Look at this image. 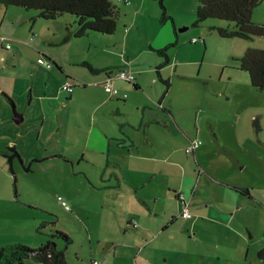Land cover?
Masks as SVG:
<instances>
[{
    "label": "crops",
    "instance_id": "crops-1",
    "mask_svg": "<svg viewBox=\"0 0 264 264\" xmlns=\"http://www.w3.org/2000/svg\"><path fill=\"white\" fill-rule=\"evenodd\" d=\"M115 2L131 7L137 0ZM10 7L4 9L0 46L4 48L6 42L10 48L13 46L30 54L31 49L22 44L23 37H30L32 41L35 37L39 38L37 28L42 18L33 20L38 13L24 9L21 19L10 24L13 31L9 32L3 27L10 14L15 12ZM65 15L59 18H65ZM70 16L65 27L73 29L75 18ZM138 22L142 24L137 19L126 31L127 39L136 31ZM190 23L195 25L196 20L184 22V27L180 26L181 33L190 30ZM137 30L140 31V28ZM174 32L176 36L157 31L145 39L149 50L144 53L151 57L149 61L141 62L140 54L133 56L128 52L126 55L120 53V59L105 64L95 59H89L91 62L84 60L82 63L87 62L95 69H107V72L95 74L89 70L91 75L87 76L72 72L68 68L71 63L62 62L59 56L38 54V58L45 56L52 61V68L44 67L51 70L58 82L63 84L69 80L75 83L71 95L64 93L70 102L78 98L74 95L78 83L88 87L91 84L87 82H90L101 88L92 100L93 122L86 141L93 150L67 159L73 164L84 163L93 167L89 171L93 173L92 192L99 219L97 235L93 234L95 242L89 239L88 264L93 260L100 264H244L243 261L250 258L246 229H253L254 226L245 221L242 213L249 217L245 210L251 206L264 212V168L251 162L241 149L245 140L243 135L236 138V133H233L225 137L217 132L214 111H205L199 108L200 105L192 115L176 112L171 106L172 100L167 98L168 93H156L155 72L164 62L160 55V59L156 60V52L174 43V37L178 41L176 30ZM53 33L55 36L64 35L55 30ZM2 37L6 40L2 41ZM195 38L202 39L196 44L202 42L205 45L202 60L199 63V60L171 59L165 68L174 66L171 76L185 75V66H199L198 76L201 74L209 48L203 37ZM63 40L57 43L72 44L76 38L66 43ZM71 57L72 63H75V52L71 53ZM120 70L132 71L136 75L135 83L121 79L114 81L121 95L126 94L127 98L110 95L101 84L108 75H115ZM152 73L150 82L147 74ZM46 86L49 88L48 84ZM60 92L63 93L61 89ZM40 98L49 101L56 97L46 93ZM13 106L14 101L0 81V144L18 149L15 140V136L19 135L17 126L24 123L25 118L19 113V117H23L22 122L14 121L15 110L18 111ZM54 118L44 108L39 140L48 134L61 137L60 126ZM56 118L58 122H64L58 116ZM206 120L211 124L213 136L207 135L203 139V122ZM187 122L191 125L186 126ZM178 130L181 133L178 134ZM199 138L202 145L194 153L187 152L191 141ZM74 139L79 141V138ZM57 140L49 139L42 151L50 153L49 157L65 159L53 146ZM241 189L249 191L246 193ZM180 194L184 195V199H180ZM186 205L191 215L189 218L182 216ZM261 251H264L263 247L257 249L258 255ZM77 256L83 263L81 256Z\"/></svg>",
    "mask_w": 264,
    "mask_h": 264
},
{
    "label": "rangeland",
    "instance_id": "rangeland-1",
    "mask_svg": "<svg viewBox=\"0 0 264 264\" xmlns=\"http://www.w3.org/2000/svg\"><path fill=\"white\" fill-rule=\"evenodd\" d=\"M113 3L119 11L118 27L113 34L90 32L86 37L74 40L72 44L61 45L57 42H61L67 35L65 23L71 17L66 14L65 18L52 22L40 19L37 28L40 32L39 38L35 37L32 41L30 37H23L22 44L31 49L30 54L13 46L10 48L6 42L4 48L0 46L1 86L14 101L18 113L25 118L24 123L17 126L19 135L15 136L17 151L21 156L14 160L15 173H12L7 157L9 147L0 144V247L20 243L37 248L49 240H54L60 248L67 250L69 264H88L89 239L95 242L93 234L97 235L99 214L92 192L93 173L89 171L93 167L84 163L73 164L67 159L77 158L82 152L93 150L86 141L93 122L92 100L101 88L90 82L87 84L91 85L83 87L82 83L77 82L78 88L74 95L78 98L70 102L60 92L62 83L52 76L51 70L37 63L39 53L59 56L62 62L71 63L68 68L72 72L87 76L91 72L83 65L84 60L91 62L89 59H95L105 64L120 59L119 54L122 52L133 56L140 54L141 62L151 60L149 54L144 53L149 50L145 39L157 31L175 35L176 30L178 44L168 52L172 60L190 59L199 60L200 63L205 45L202 42L192 44L191 40L194 37H203L208 42L209 50L199 76V66H185V75L177 74L175 77L171 76L174 66L167 70L166 66L161 69L163 77L171 83L167 98L172 100L171 106L176 112L192 115L200 105L199 108L205 111H214L217 115L214 121L217 132L225 137H230L233 133H236V138L243 135L245 140L241 143V149L251 162L264 168V91L254 88L249 74L239 69V59L249 48L264 49V37L223 38L215 27L230 25L232 28L234 24L219 19H208L199 26L190 23V30L181 33L183 31L180 26L184 22L196 20L199 0H165L168 15L173 17L176 28L171 21L161 23L162 13L155 0H137L131 7L120 2ZM5 7L0 5V25L4 19ZM10 9L15 12L10 14L3 27L9 32L13 31L10 24L20 20L24 13L21 7L11 6ZM137 19L142 24L138 22L136 31L127 39L126 31ZM252 19L256 23L264 24V0L254 9ZM72 26L73 29L68 27L75 32L77 26L74 23ZM53 30L60 34L63 32L64 35L55 36ZM174 39L177 41V37ZM73 52L76 56L75 63H72ZM130 54L127 56L131 59ZM158 59L160 56L156 52V60ZM155 74L156 93L163 95L166 86L159 80L156 72ZM152 76L153 73L147 74L150 82ZM46 93L56 98L49 101L41 99ZM44 108L52 117L55 116L54 121L60 126L61 137L48 134L39 140ZM57 116L64 122H58ZM255 118L260 122L259 131L254 127ZM189 125L191 122H187L186 126ZM51 132L54 130L51 129ZM177 133L181 131L178 130ZM207 135L212 134L211 124L206 120L203 122L202 138ZM74 138H79V141ZM49 139L57 140L53 146L66 160L49 157L50 153L42 151ZM85 170L90 177L84 173ZM59 197L67 203L68 209L63 206ZM245 211L249 217L244 213L242 216L254 228L246 229L250 258L243 263L263 264L257 249L264 248V212L253 206ZM57 231L65 232L71 238V243L68 245L63 237H53ZM77 254L81 256L83 263L79 262Z\"/></svg>",
    "mask_w": 264,
    "mask_h": 264
},
{
    "label": "trees",
    "instance_id": "trees-1",
    "mask_svg": "<svg viewBox=\"0 0 264 264\" xmlns=\"http://www.w3.org/2000/svg\"><path fill=\"white\" fill-rule=\"evenodd\" d=\"M161 10V23L171 21L175 27L173 17L168 15L165 0H155ZM263 0H199L196 13L195 26H199L208 19H219L232 22L234 26H217L215 29L223 38L252 39L253 37H264V24L253 21L252 15L256 7ZM0 5L9 7L17 6L26 10L36 11L38 14L33 17L44 20H55L59 17L70 14L75 18L77 30L73 32L66 28L67 35L63 42L71 38H83L90 32L113 34L118 27L119 11L111 0H0ZM178 41L169 44L167 47L158 50V54L164 58L162 65L157 67L156 73L161 82L166 86L165 94L169 92L171 83L164 79L161 69L167 66L170 61L169 50L176 46ZM239 69L247 72L254 88L264 91V49L249 48L242 58L239 59ZM92 73L107 72V69H95L92 65L83 63ZM254 127L259 131L260 122L255 119ZM248 193V189H241ZM63 237L67 244L71 238L62 231H57L53 237ZM67 250L60 248L56 241L49 240L37 248L26 244H9L0 247V264H69ZM264 264V251L259 253Z\"/></svg>",
    "mask_w": 264,
    "mask_h": 264
},
{
    "label": "built area",
    "instance_id": "built-area-1",
    "mask_svg": "<svg viewBox=\"0 0 264 264\" xmlns=\"http://www.w3.org/2000/svg\"><path fill=\"white\" fill-rule=\"evenodd\" d=\"M112 1H121V0H112ZM2 41H5V38H1ZM199 40L202 41V39H193L191 42L196 44ZM37 63L45 66L46 68H52L54 66V64L52 63L51 60H49L48 58H46L45 56H41L40 58H38ZM116 79H121L124 80L126 82L129 83H135L136 81V75L132 72V71H128V70H120L118 73H116L115 75H108L102 82L101 84L104 86L105 90L107 93H109L112 96H122L124 98H127V95H121V91L119 88H117L114 85V81ZM75 89V83L72 81H65L62 86H61V91L67 95H71L74 92ZM202 145V141L199 139H196L194 141H191L190 146L187 148V152L189 153H194L196 151V149ZM180 199H184V195L180 194L179 195ZM59 200L62 201L63 206L66 207V209H68V205L67 203L61 198L59 197ZM182 216L185 218H189L191 217L190 213L188 212V208L187 205L184 208V211L182 213ZM137 224H135L134 226H136ZM91 264H100L99 261L93 260L91 262Z\"/></svg>",
    "mask_w": 264,
    "mask_h": 264
},
{
    "label": "water",
    "instance_id": "water-1",
    "mask_svg": "<svg viewBox=\"0 0 264 264\" xmlns=\"http://www.w3.org/2000/svg\"><path fill=\"white\" fill-rule=\"evenodd\" d=\"M13 107H14V109L16 108L15 106H13ZM15 115L16 116L14 117V121H16L17 123L22 122L23 117H19L20 114L17 113L16 110H15ZM9 151L12 152V154L7 155V157H8L10 166H11V171H12V173H15L13 170L14 160L18 159V158L20 159L21 156H20L19 152L17 151L16 147H9Z\"/></svg>",
    "mask_w": 264,
    "mask_h": 264
},
{
    "label": "flooded vegetation",
    "instance_id": "flooded-vegetation-1",
    "mask_svg": "<svg viewBox=\"0 0 264 264\" xmlns=\"http://www.w3.org/2000/svg\"><path fill=\"white\" fill-rule=\"evenodd\" d=\"M12 154V152L9 151V155Z\"/></svg>",
    "mask_w": 264,
    "mask_h": 264
},
{
    "label": "clouds",
    "instance_id": "clouds-1",
    "mask_svg": "<svg viewBox=\"0 0 264 264\" xmlns=\"http://www.w3.org/2000/svg\"><path fill=\"white\" fill-rule=\"evenodd\" d=\"M112 1V0H111Z\"/></svg>",
    "mask_w": 264,
    "mask_h": 264
}]
</instances>
